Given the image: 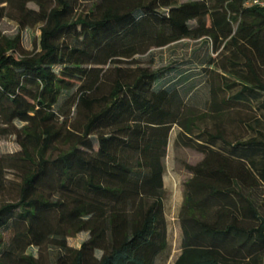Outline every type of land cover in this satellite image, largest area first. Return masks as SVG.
Wrapping results in <instances>:
<instances>
[{"label": "trees", "instance_id": "obj_1", "mask_svg": "<svg viewBox=\"0 0 264 264\" xmlns=\"http://www.w3.org/2000/svg\"><path fill=\"white\" fill-rule=\"evenodd\" d=\"M183 1L0 0V20L41 32L35 52L21 34L0 37V146L20 147L0 156V264H52V247L54 264H157L167 253L164 161L172 128H193L177 92L157 90L159 74L135 59L208 38L244 63L228 73L241 88L233 102L264 96V10ZM255 132L236 144L221 133L202 144L178 137L204 158L187 167L175 264H264V134Z\"/></svg>", "mask_w": 264, "mask_h": 264}, {"label": "rangeland", "instance_id": "obj_2", "mask_svg": "<svg viewBox=\"0 0 264 264\" xmlns=\"http://www.w3.org/2000/svg\"><path fill=\"white\" fill-rule=\"evenodd\" d=\"M82 9L91 5V0H78ZM185 0L181 2L187 3ZM36 9L34 5L30 6ZM196 28L197 23H190ZM22 36V48L25 52L39 50L40 26L20 31L18 23L10 18L0 20V37L15 39ZM217 46L208 38L200 40L186 39L165 48L153 49L137 57L135 60L143 68L157 72L160 82L157 90H171L177 92L183 108V119L193 128V134L184 135L179 125L172 128L167 156L165 158V213L168 222L169 249L157 264H175L182 253L183 233L179 222V215L185 199V185L192 178L187 170L189 166H197L203 160V155L194 149L186 148L178 143V137L183 140L208 142L211 136L223 138L230 144L246 141L257 136V132L264 134V96L250 97L251 105L235 103L233 97L241 90L235 78L230 77L235 71L243 69V61L236 60L230 51L223 46ZM132 62L122 68H134ZM237 64V67H234ZM264 74V72H263ZM75 110L73 109V114ZM259 121L261 126H257ZM223 146L222 141H216ZM20 150L15 138H8L1 143L0 156L13 154ZM259 204L264 213V191L260 193ZM87 235L81 234L69 240V245L79 248ZM29 255L38 258L39 251L32 248ZM59 251L49 248L47 259L54 264Z\"/></svg>", "mask_w": 264, "mask_h": 264}, {"label": "built area", "instance_id": "obj_3", "mask_svg": "<svg viewBox=\"0 0 264 264\" xmlns=\"http://www.w3.org/2000/svg\"><path fill=\"white\" fill-rule=\"evenodd\" d=\"M247 7H258L264 10V0H250L247 4Z\"/></svg>", "mask_w": 264, "mask_h": 264}, {"label": "crops", "instance_id": "obj_4", "mask_svg": "<svg viewBox=\"0 0 264 264\" xmlns=\"http://www.w3.org/2000/svg\"><path fill=\"white\" fill-rule=\"evenodd\" d=\"M166 214V213H165ZM169 232V231H168ZM169 234V233H168Z\"/></svg>", "mask_w": 264, "mask_h": 264}]
</instances>
